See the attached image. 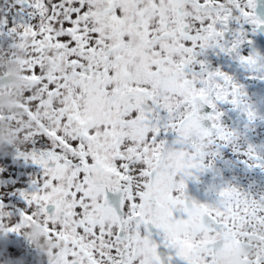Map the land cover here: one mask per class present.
<instances>
[{"label": "snow or ice", "instance_id": "6c2138e0", "mask_svg": "<svg viewBox=\"0 0 264 264\" xmlns=\"http://www.w3.org/2000/svg\"><path fill=\"white\" fill-rule=\"evenodd\" d=\"M258 36L264 0H0V50L25 57L34 125L0 116L22 141L6 152L40 166L23 203L0 191V233L39 219L63 242L49 264H219L238 242L229 213L264 191L225 182L211 203L186 191L236 135L218 106L242 113L245 129L258 118L245 84L206 54L264 81ZM232 151L264 172L252 145Z\"/></svg>", "mask_w": 264, "mask_h": 264}, {"label": "flooded vegetation", "instance_id": "af4514ba", "mask_svg": "<svg viewBox=\"0 0 264 264\" xmlns=\"http://www.w3.org/2000/svg\"><path fill=\"white\" fill-rule=\"evenodd\" d=\"M256 47L258 51L264 52V36L256 38ZM206 58L213 67L220 66L224 70L234 73L245 84L248 97L257 110L258 118L254 124L245 129L246 117L242 113L232 109L230 105L221 104L218 106L219 110L224 113L222 122L229 129H236V135L232 137L229 147L221 149L220 155L214 158L211 169L196 173V178L187 179L186 191L196 200L209 203L216 199L212 187H219L225 182L250 190L253 193L264 191V172L259 168L248 169L244 164L240 163V158L242 157L232 151L233 146L243 150L252 145L258 154L264 155V119L259 118L264 117V81L245 80L240 69L236 67L230 58L218 55L212 50H208ZM25 162L30 163L32 168L36 166L33 169L34 173L31 174L32 179L40 175L38 174V171H40L39 165L33 164L30 160H22L23 166H26ZM24 187H30L31 190V187H34L30 177L27 178ZM24 191L27 190L24 189ZM107 195L110 201H114L115 198L112 193ZM167 195L172 196V193L169 192ZM19 202H24L21 196ZM241 202L244 206L240 208L239 212L229 213L230 216L235 217L233 230L239 234L236 237L238 242L234 243L229 251L225 253L219 264H240V261L236 259L239 255V249L241 247H250L247 242L256 236L250 225H264V209L257 206L260 202L256 201L253 203L249 201L245 203L243 200ZM51 207L50 205L49 209ZM27 229L25 228L19 232V264H35L40 257L44 256L38 248L32 246L31 238L24 234ZM245 229L247 230L245 231ZM261 239H264V237L256 236L257 242Z\"/></svg>", "mask_w": 264, "mask_h": 264}, {"label": "clouds", "instance_id": "9594fccd", "mask_svg": "<svg viewBox=\"0 0 264 264\" xmlns=\"http://www.w3.org/2000/svg\"><path fill=\"white\" fill-rule=\"evenodd\" d=\"M24 58V56L19 54L13 56L11 53L0 52V81L3 82L0 83V116L17 117L23 121L22 127L34 126L24 119L27 101L25 93L29 88L28 82L24 79L27 73L19 63V60ZM51 67L49 65V68ZM60 67L62 68V66ZM16 128L17 126L11 121L0 119V146L12 145L17 147L22 143ZM132 179L133 183H135V178L133 177ZM257 206L264 209V203L260 202ZM250 226L256 236L264 237V225L253 224ZM43 228V223L37 219L28 227L25 235L31 238L30 242L33 247L38 248L40 253L50 259V254L54 256L55 252L63 246V242L52 237H46L43 234ZM256 236L247 242L250 247H241L239 249V255L236 259L240 261V264L242 258L264 256V239L257 242Z\"/></svg>", "mask_w": 264, "mask_h": 264}, {"label": "rangeland", "instance_id": "374dc122", "mask_svg": "<svg viewBox=\"0 0 264 264\" xmlns=\"http://www.w3.org/2000/svg\"><path fill=\"white\" fill-rule=\"evenodd\" d=\"M0 52H5L13 54H19L23 56L18 50H13L5 46L3 50ZM21 60H19L20 63ZM25 79V77H24ZM26 80V79H25ZM12 122V121H11ZM16 125L14 122H12ZM17 126V125H16ZM9 148H15L12 145H3L0 146V150L5 151L4 153L0 154V191L4 192L9 196V201L11 203V197L15 196L16 200L19 201L20 195L19 191L22 189H26L30 191V187H24L27 178L32 179L33 168L30 166V163L25 162L26 166H23L22 157H17L14 151L6 152ZM26 161V160H25ZM40 174V171H38ZM33 188V187H31ZM13 216L17 217L18 221V213H13ZM10 217L9 219H11ZM28 228V227H27ZM43 239V237H42ZM0 240L4 242L5 249L3 252H0V256H2V260H0V264H19V255H20V246H19V233L9 232V233H0ZM11 245L15 250L16 254H10L6 251L7 246ZM35 264H49V259L47 257L42 256L40 257Z\"/></svg>", "mask_w": 264, "mask_h": 264}]
</instances>
